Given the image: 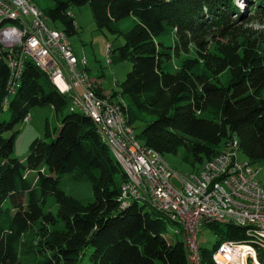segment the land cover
Segmentation results:
<instances>
[{
  "label": "trees",
  "instance_id": "obj_1",
  "mask_svg": "<svg viewBox=\"0 0 264 264\" xmlns=\"http://www.w3.org/2000/svg\"><path fill=\"white\" fill-rule=\"evenodd\" d=\"M53 2L45 13L39 10L66 36L76 28L70 7L84 5L97 28L122 36L118 58L131 68L119 93L105 95L94 80L91 87L110 102L128 98L129 104L115 102L129 125L139 119L136 112L152 117L140 133L146 148L161 156L181 151V160L194 172L196 164L201 167L224 152L235 138L250 166L264 161V0H246L241 9L235 0ZM129 16L135 20L130 28H113ZM169 34L173 47L158 40ZM181 53L192 57L173 73L166 70L164 61ZM5 56L0 50V113L3 106L9 112V120L0 122V264L30 258L32 264H189L186 241L171 243L164 237L170 222L164 215L146 211L137 201L122 207L119 188L127 176L85 113L70 109L54 139L46 141V131L45 139L31 142L25 162L11 157L14 134L6 138L4 133L30 108L51 105L59 111L72 99L60 94L31 60H23L18 86L8 92ZM29 170L36 172L32 180ZM69 175L88 179L91 202L63 191L61 181ZM225 226L212 252L199 248L200 264H214L212 256L224 241H245L244 229ZM257 257L264 264V251Z\"/></svg>",
  "mask_w": 264,
  "mask_h": 264
},
{
  "label": "built area",
  "instance_id": "obj_2",
  "mask_svg": "<svg viewBox=\"0 0 264 264\" xmlns=\"http://www.w3.org/2000/svg\"><path fill=\"white\" fill-rule=\"evenodd\" d=\"M0 14H9L8 24H0V28H12L17 34L15 49H8V40L0 43L1 52L6 54L5 61L13 69L8 92L19 71L20 60L43 63L60 88L74 98V105L82 106L85 111L93 113L97 126L106 131L116 144L119 159L133 181V189L125 190L124 203L134 201L137 193H148L168 213L177 214L187 220L191 228L188 243L192 251V264H197L198 221L205 214L218 215L219 218L230 221H242L249 229H264V185L257 181V172L236 167L231 145L226 156L215 159V166L200 178H184L161 166L160 160L151 151L130 145L132 129L126 128V132H119V125L125 124L117 118L115 110L108 108V105H100L89 97L82 86V70H74V60L78 59L68 57L70 49L58 32L45 25L44 18L26 7L25 0H0ZM73 23L75 28V21ZM18 26H25V35H18ZM29 122L30 116L24 124ZM241 246H244V241H224L214 254V263L220 264L216 258L217 253L224 254L227 250ZM247 249L245 264H253L254 253L252 249ZM225 264L243 263L226 261Z\"/></svg>",
  "mask_w": 264,
  "mask_h": 264
},
{
  "label": "rangeland",
  "instance_id": "obj_3",
  "mask_svg": "<svg viewBox=\"0 0 264 264\" xmlns=\"http://www.w3.org/2000/svg\"><path fill=\"white\" fill-rule=\"evenodd\" d=\"M246 0H235L237 7L244 8ZM38 9L44 13L51 9L54 5L53 0H30ZM245 10V9H244ZM70 14L72 15L76 27L75 33L67 36L69 45L71 46L74 56L79 60V69L85 68L86 74L90 80H94L96 83L94 86L99 88L105 95L110 96L117 94L120 91V85L124 81L126 74L131 68V63L128 60H122L118 58L117 49L124 43L122 36L118 33H112L107 29H99L94 23L89 5L73 6L70 7ZM134 18L132 16L126 17L113 24V28L118 31H124L130 28L134 24ZM46 25L51 29L61 30V25L58 22H51L49 18L46 20ZM164 44L165 47L174 46V36L163 35L158 39ZM166 52H171L173 49H165ZM192 54L181 53L178 57L172 55L170 59L164 61L165 69L173 73L181 66V62L186 58H191ZM82 61V62H81ZM84 64V67H83ZM45 74V73H44ZM46 75V74H45ZM47 77V75H46ZM264 95V90H263ZM72 99L74 105V99L71 95H68ZM67 96V97H68ZM69 98V97H68ZM64 107L59 111H56L51 105L35 106L28 110L30 116L29 124L25 125L20 120L10 132L4 133V137L8 138L14 134L13 151L11 153L12 158H16L21 162H25L26 155L31 142L35 139H45L46 131L50 136L46 138V141H50L56 137L57 130L60 127L61 118L70 113V109L82 114L83 110L78 105H72L70 99ZM12 97L9 98L11 100ZM118 98H113L114 103L118 101ZM124 104H129L128 98H120ZM116 101V102H115ZM3 110L0 113V122L9 120V112L6 106H3ZM71 107V108H70ZM84 113V112H83ZM138 120H136L132 126L136 142L144 146V140L140 136L141 130L144 124L152 120V117L143 113H137ZM181 151L175 155H164L163 160L172 170L182 175H189L192 173V167L184 163L180 156ZM238 159L240 161H248V158L238 152ZM195 168H200V165L196 164ZM253 169L257 171V181L260 185H264V161L252 165ZM28 178L31 180L36 177V172L29 170L27 173ZM176 184L175 180H172ZM61 188L63 191L77 200L83 203H89L93 199V193L91 184L86 177L83 179H75L73 175L66 176L61 181ZM49 206L55 213L57 205L53 199H49ZM9 201H7V204ZM140 206H145L146 211L155 212L149 206L140 202ZM226 230L225 224L214 223L208 225L202 223L199 225V233L196 236V241L200 252L206 250L212 252L214 246L221 240L222 232ZM183 232V233H182ZM164 237L171 243L175 241H186L185 234L181 226L168 222L165 226ZM34 238L33 235L29 237L30 240ZM187 248V243H186ZM189 250V248H188ZM264 250H256L253 257V263L260 264L258 262L257 255ZM220 253H217V255ZM216 255V256H217ZM214 257V255L212 256ZM34 260L27 259L22 261V264H32Z\"/></svg>",
  "mask_w": 264,
  "mask_h": 264
},
{
  "label": "bare ground",
  "instance_id": "obj_4",
  "mask_svg": "<svg viewBox=\"0 0 264 264\" xmlns=\"http://www.w3.org/2000/svg\"><path fill=\"white\" fill-rule=\"evenodd\" d=\"M25 5H26V7H30V9H32V11H34L37 16L44 18L45 25H46V17L43 15V13L34 4H32L30 2V0H25ZM8 21H9V14H0V24H8ZM56 31L61 36L62 40L65 42L67 47H69V49H70V50H68V57H75L73 52H72L71 46L68 43L66 34L61 30H56ZM18 35H25V26H18ZM6 40H8V49H15V44H17V34L14 33L12 28H0V43H5ZM0 50H1V47H0ZM33 63L41 72H43L47 75V78H48L50 84L60 94L70 95L69 93L65 92L63 89L60 88L59 84L56 83V81L54 80V76L51 73H49L48 69L46 68V66L43 63H41L40 61H33ZM7 66L10 70V73H9L10 76H9V82H8V85L10 86V81L13 79V69H12L10 64H7ZM23 69H24V63H23V60H20L18 62V70L19 71L15 75L14 82L11 86L12 92L14 90H16L15 88L18 86L17 82L21 77ZM74 70H82V73H81L82 86L86 90V92H88L89 97L94 99L95 102H99L100 105H108V108H112L113 110H115V113L117 114V118L123 120V124H125V125H119V132H126V128L133 130L132 126L127 123L126 116L124 115V112L121 110L119 105H117L116 103L110 102V100L108 98H105V99L100 98L94 94V92L92 91L90 79L88 78L86 72H83V69H79V60H74ZM80 107L83 110V112L85 113V115H87L91 119V121L93 122V124L96 128L97 133L101 137V140L107 144V146L109 147L111 152L114 154V156L120 162V164L123 168L122 170L125 172V174L127 176V180L124 183H122L120 185V188H119L120 189L119 201H120L121 205L123 204L122 207H125L130 202H133V201H129L127 203H124L125 190H132L133 189V181L131 180L129 173L126 171L125 166L123 165V163H121V160L119 159L118 152L116 151V144L109 138L106 131H102L99 128V126H97L96 116L93 113L85 111L82 108V106H80ZM28 118H29V115L27 114L23 118V123ZM135 138L136 137L134 136V133L132 132L130 135V145H133L136 148H144L147 151H151V153H153L160 160L161 166H165L166 168L172 170L171 168H169V166L163 160V157L161 155L157 154L156 152H154L153 150H151L149 148H146L145 146L139 145L136 142ZM230 145H231V153H234V156L236 159V167H245L248 170H250V172H257L255 169H253L252 166L249 165L248 161H245V160L240 161L238 159V152L240 150H239V146L237 143V139H235V138H233V140L227 144V149L224 152L215 156L211 160L205 162L203 165H201V167L198 170L192 172L191 174L182 175V174L177 173L174 170H172V171H174V173L181 175L184 178H200L202 175L207 173V171H209V169L212 166H215V159H221L222 157L226 156V154L229 152V146ZM134 201L144 203L145 205L149 206L153 211L159 212L162 215H164L167 218V220H169L171 223H175V224L182 227L184 234H185V237H186L185 240L187 243L188 262H189V264H192L190 262V259H192V251L190 248V243H188L190 238H191V228H190V225L187 222V220L185 218H182L181 216H179L177 214L168 213V211L166 209L161 208V206L158 203H155L154 200L151 198V196L148 193H137V198H134ZM202 223H205L208 225L212 224V223L213 224L214 223H221V224L231 223L232 225H235L239 228L244 229V234L246 236L245 241H244V246L235 248L233 250H227L224 254H218L216 256V258L218 259L220 264H225L226 261H232L235 263L242 262L243 264H245V258H246L247 250H248L247 248L252 249V252H255V249L264 250V242L262 241V240H264V229L263 228L249 229L247 224L242 222V221L225 220V219L219 218L218 215H212V214H205L204 217L199 219L198 231H199V225ZM225 243H233V242H225ZM188 248H189V250H188ZM212 259L214 262V257ZM196 262H197V264H200L198 244L196 245ZM256 264H258V263H256Z\"/></svg>",
  "mask_w": 264,
  "mask_h": 264
},
{
  "label": "crops",
  "instance_id": "obj_5",
  "mask_svg": "<svg viewBox=\"0 0 264 264\" xmlns=\"http://www.w3.org/2000/svg\"><path fill=\"white\" fill-rule=\"evenodd\" d=\"M77 28V27H76Z\"/></svg>",
  "mask_w": 264,
  "mask_h": 264
}]
</instances>
